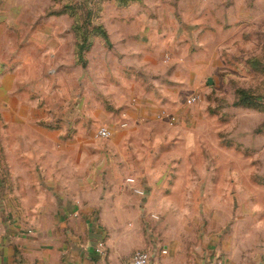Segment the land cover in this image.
<instances>
[{
    "label": "crops",
    "instance_id": "1",
    "mask_svg": "<svg viewBox=\"0 0 264 264\" xmlns=\"http://www.w3.org/2000/svg\"><path fill=\"white\" fill-rule=\"evenodd\" d=\"M96 3L0 0V155L8 189L0 206V264H126L137 250L151 252L149 264H264V242L242 245L236 231L218 230L206 246L185 250L172 231L145 227L149 214L140 208L150 204L148 189L134 176L119 179L120 156L126 167L125 145L137 130L168 121L161 111L173 113L180 94L202 84L204 62L170 68L142 40L166 38L151 31L163 26L159 20H112L105 13L122 6L105 4L95 21ZM45 87L82 89L70 90L56 115ZM81 119L111 130L98 141L109 140L110 151L94 150ZM106 155L117 160L108 163ZM183 250L192 261L184 262Z\"/></svg>",
    "mask_w": 264,
    "mask_h": 264
},
{
    "label": "rangeland",
    "instance_id": "2",
    "mask_svg": "<svg viewBox=\"0 0 264 264\" xmlns=\"http://www.w3.org/2000/svg\"><path fill=\"white\" fill-rule=\"evenodd\" d=\"M96 1L95 21H101L98 10L105 4L122 6L105 13L112 20L120 16L132 21L159 20L163 26L151 31H164L166 38L142 40L152 42L154 48L149 50L162 52L170 68L183 64L190 68L199 57L204 62L202 84L188 86L180 94L178 109L171 108L177 122L158 118L161 121L139 128L125 145L126 167L120 156L119 179L134 176L148 189L150 204L140 208L149 214L143 221L145 227L159 234L172 231L185 250L206 246L218 230L238 232L242 245L264 242L260 216L264 200V0ZM83 8L80 18H85ZM208 77L213 78L212 85ZM72 89L82 87H45V99L53 103L56 115L66 109V94ZM193 93L198 100L188 104ZM80 123L92 133L94 150L110 151L109 140L98 142L100 124L91 119ZM104 159L108 163L117 160L108 155ZM3 160L0 155V206L6 189ZM148 161L154 164L151 172L146 170ZM121 192L131 200H142L130 191ZM182 253L184 262L192 261L191 253L189 258L188 252Z\"/></svg>",
    "mask_w": 264,
    "mask_h": 264
},
{
    "label": "built area",
    "instance_id": "3",
    "mask_svg": "<svg viewBox=\"0 0 264 264\" xmlns=\"http://www.w3.org/2000/svg\"><path fill=\"white\" fill-rule=\"evenodd\" d=\"M198 94L193 93L187 98L188 104H193L198 100ZM159 117L167 118L169 123H176L177 122V116L173 113L168 112L167 110H162L159 114ZM97 137L99 138H108L111 135V130L106 126H101L98 128ZM128 181H134V178H128ZM138 193L144 194V191L142 189H135ZM99 252L101 251V244L98 248ZM152 255L150 251L147 250H137L132 258L126 263V264H149L151 261Z\"/></svg>",
    "mask_w": 264,
    "mask_h": 264
},
{
    "label": "trees",
    "instance_id": "4",
    "mask_svg": "<svg viewBox=\"0 0 264 264\" xmlns=\"http://www.w3.org/2000/svg\"><path fill=\"white\" fill-rule=\"evenodd\" d=\"M89 15H90V13H89ZM81 30H82V29H81ZM100 31L102 32V34H103L104 36L107 35L106 32H105L103 29H100ZM79 34H80V33H79ZM86 36H87V35H85V33L82 34V37H83V42H82V44H81V45H83L82 48L85 47V43H86V41H87Z\"/></svg>",
    "mask_w": 264,
    "mask_h": 264
},
{
    "label": "water",
    "instance_id": "5",
    "mask_svg": "<svg viewBox=\"0 0 264 264\" xmlns=\"http://www.w3.org/2000/svg\"><path fill=\"white\" fill-rule=\"evenodd\" d=\"M208 83L211 85L213 84V79L211 77L208 78Z\"/></svg>",
    "mask_w": 264,
    "mask_h": 264
}]
</instances>
